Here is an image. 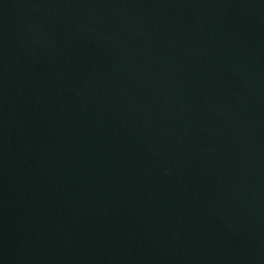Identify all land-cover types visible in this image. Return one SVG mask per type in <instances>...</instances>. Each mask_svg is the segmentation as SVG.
Instances as JSON below:
<instances>
[{"label":"water","instance_id":"95a60500","mask_svg":"<svg viewBox=\"0 0 264 264\" xmlns=\"http://www.w3.org/2000/svg\"><path fill=\"white\" fill-rule=\"evenodd\" d=\"M0 264H264V0H0Z\"/></svg>","mask_w":264,"mask_h":264}]
</instances>
